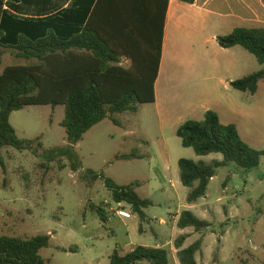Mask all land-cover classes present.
<instances>
[{"label":"rangeland","instance_id":"1","mask_svg":"<svg viewBox=\"0 0 264 264\" xmlns=\"http://www.w3.org/2000/svg\"><path fill=\"white\" fill-rule=\"evenodd\" d=\"M225 27L210 14L196 18L188 13L169 50L168 65L179 78L167 88L173 97L169 116L160 117L155 105L141 104L136 113L116 116L120 126L105 119L74 146L81 162L77 171L67 156L49 153L68 145L61 125L64 107L29 106L13 112L10 122L19 138L34 143L29 150H0V234L50 235L49 247L41 251L49 264H110L115 251L126 254L157 244L169 252L170 264H180L174 243L184 234L189 235L184 248L203 240L198 264H264V158L250 172L235 164L219 169L206 196L194 204L187 202L190 189L180 180V159L223 160L222 154L198 156L176 134L183 123L203 120L207 110L215 111L222 123L236 125L250 146L264 150V81L254 95L227 84L262 66L237 46L232 72L226 75L212 67L219 58L211 37L226 33ZM16 64L26 61L6 51L0 73ZM217 78L224 83L219 85ZM159 92L162 104L161 88ZM132 153L139 158H121ZM89 171L120 186L138 182L139 195L153 202L145 209L147 219L142 221L133 210L130 219L116 215L119 206L103 180H94ZM187 210L211 226L200 233L180 229L176 219Z\"/></svg>","mask_w":264,"mask_h":264},{"label":"trees","instance_id":"2","mask_svg":"<svg viewBox=\"0 0 264 264\" xmlns=\"http://www.w3.org/2000/svg\"><path fill=\"white\" fill-rule=\"evenodd\" d=\"M169 0H74L67 8L55 7L52 0H0V65L6 51L26 64L8 66L0 73V150L31 149L34 141L19 138L10 122L13 112L29 106H62L61 125L68 145L52 149L65 155L77 171L81 167L74 150L93 127L110 118L120 126L117 115L136 113L141 104L156 101L155 83L159 74ZM224 49L240 46L252 54L261 70L231 82V87L254 95L264 81V27H238L231 34L218 36ZM130 65L124 66L123 61ZM185 148L198 156L222 154L223 160L210 163L179 160L180 180L190 189L189 204L207 194L219 169L235 164L250 172L258 168L264 150L250 146L234 124H224L209 110L204 119L189 120L176 131ZM122 159H137L133 153ZM94 180L102 179L115 204H128L142 221L145 209L153 206L138 193V182L116 184L103 174L89 171ZM103 222L105 212L96 208ZM180 229L197 233L211 226L192 211H183ZM188 235L175 240L180 264H198L203 240L183 248ZM50 235L31 238L0 234V264H49L41 251L50 245ZM110 264H170L163 247L137 246L131 252L115 251Z\"/></svg>","mask_w":264,"mask_h":264},{"label":"crops","instance_id":"3","mask_svg":"<svg viewBox=\"0 0 264 264\" xmlns=\"http://www.w3.org/2000/svg\"><path fill=\"white\" fill-rule=\"evenodd\" d=\"M73 1L74 0H52V4L55 7L67 8L72 5ZM188 13H192L196 18H202L204 14H210L211 17H214L226 25L224 28L227 31L226 33L220 34L215 32L211 37V41L215 43L214 49L219 58L218 61H214L212 67L214 70L224 72L228 75L234 68L232 54L237 47L231 49L218 48L216 46V44H218L217 37L231 34L234 29L238 27L250 28L251 26L249 25L251 24H264V0H169L161 63L155 83L156 101L152 104L156 106L159 116L164 118L169 116L170 113L168 112L167 106L172 105L173 102V97L168 92L167 88L172 85V83L179 81L178 75L173 72L172 68L168 65V58L171 55L169 52L170 45L175 41L174 36L176 33L181 34V29L185 27ZM262 26L264 27V25ZM190 49L188 51H191ZM123 65H130L129 60H124ZM217 79H219V85L224 83L222 78ZM231 82L232 80L230 79L227 81V84H231ZM160 88L163 105L160 103ZM177 94L178 98L181 97V90L178 91ZM178 220L179 217H177L176 222H178ZM154 247L161 246L157 244Z\"/></svg>","mask_w":264,"mask_h":264},{"label":"built area","instance_id":"4","mask_svg":"<svg viewBox=\"0 0 264 264\" xmlns=\"http://www.w3.org/2000/svg\"><path fill=\"white\" fill-rule=\"evenodd\" d=\"M119 208L116 211V215L119 217L125 218V219H130L132 218V207L128 204L122 203V204H117Z\"/></svg>","mask_w":264,"mask_h":264}]
</instances>
